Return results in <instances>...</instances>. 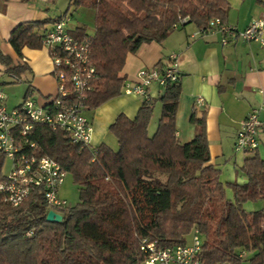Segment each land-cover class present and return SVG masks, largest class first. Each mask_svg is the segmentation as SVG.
<instances>
[{
  "label": "trees",
  "instance_id": "obj_1",
  "mask_svg": "<svg viewBox=\"0 0 264 264\" xmlns=\"http://www.w3.org/2000/svg\"><path fill=\"white\" fill-rule=\"evenodd\" d=\"M79 9L94 13L91 36L80 28L72 32L75 39L89 40L95 77L85 106L92 112L122 95L127 54H136L145 44H162L185 25L207 31L212 20L225 24L228 3L70 0L56 21L23 23L11 32L9 44L17 57L24 48L40 49L46 26ZM0 60L11 76L27 71L20 63L11 67L2 56ZM161 90L158 100L143 102L134 119L120 114L110 125L117 150L104 143L92 151L80 149L62 131L43 126L32 130L37 155L49 157L71 176L78 203L57 211L62 222L49 223L50 210L41 194L17 208L0 194V264H142V240L169 250L186 244L194 230L202 239L203 264H264V160L254 151L240 169L246 183L222 184L211 163L204 114L192 113L195 136L181 144L176 127L180 83ZM156 102L160 117L150 135ZM4 159L0 155V182ZM227 189L232 200L226 198ZM258 202L260 210L244 209L246 203Z\"/></svg>",
  "mask_w": 264,
  "mask_h": 264
},
{
  "label": "crops",
  "instance_id": "obj_2",
  "mask_svg": "<svg viewBox=\"0 0 264 264\" xmlns=\"http://www.w3.org/2000/svg\"><path fill=\"white\" fill-rule=\"evenodd\" d=\"M227 3L225 24L239 31L247 29L253 20L264 15V0H227ZM69 4L70 0H0V56L9 61L11 67L20 63L27 68L17 76L20 82H14L10 77L12 73L8 72L10 67L7 68L0 60V88L5 95L6 110L17 108L26 99L43 105L47 98L56 94L47 50L43 46L38 50L24 48L22 57L18 58L9 44L11 32L23 23L56 21L66 12ZM78 11L84 16L72 22V32L80 28L91 36L93 33L89 32V26L93 23L94 13L84 9L70 10L72 20ZM53 23L46 27L50 28ZM197 32L193 25H185L175 29L162 44H145L136 54H127L121 77L124 81H133L140 70L162 69L167 65L168 57L176 54L181 74L176 117L179 142L189 143L195 136L196 127L190 122L192 113L195 112L197 117L204 114L211 163L220 171L221 183L243 185L246 178L240 169L249 155L235 152L234 144L241 123L253 109H260L261 126L256 152L261 159L264 158V49L260 44L240 40L222 45V35L212 32L191 39ZM17 83H24L26 87L19 99L10 103L4 86ZM161 93V89L152 86L148 97L155 101ZM198 98L204 101L203 107L197 106ZM143 102L141 97L121 95L97 108L94 111L97 113L96 125L91 122L94 129L91 145L103 143L102 136L101 139L94 137L96 130L108 133L110 125L120 114L134 119ZM157 107L160 117V103L156 102L152 119ZM225 195L228 200L232 199L229 189L225 190Z\"/></svg>",
  "mask_w": 264,
  "mask_h": 264
},
{
  "label": "built area",
  "instance_id": "obj_3",
  "mask_svg": "<svg viewBox=\"0 0 264 264\" xmlns=\"http://www.w3.org/2000/svg\"><path fill=\"white\" fill-rule=\"evenodd\" d=\"M72 31L73 25L65 16L43 34L42 46L47 50L56 83V94L47 98L43 105L26 99L23 104L8 111L4 105L5 95L0 88V155L10 162L9 173L0 182V194L12 208L19 207L33 194H41L47 208L53 213L68 207L66 200L59 195L67 173L49 157L37 155L38 147L31 140V132L36 126L62 131L80 149L93 150L94 129L85 117V103L93 89L95 70L90 65L89 40L75 39ZM207 32L221 34L222 45L240 40L260 44L264 49V15L253 20L243 31L227 26L218 19L212 20L207 31L198 30L191 39L203 37ZM180 75L177 55L171 54L164 68L143 69L133 81H124L122 95L141 97L148 102V92L152 86L161 89L168 84L180 83ZM11 79L20 82L15 76H11ZM196 104L203 107L204 101L198 98ZM259 114L260 109H253L241 123L235 139V152L251 155L258 149ZM94 161L92 158L91 162ZM190 235L189 243L169 250L142 240L139 247L143 255L142 264H203L200 257L201 236L196 230Z\"/></svg>",
  "mask_w": 264,
  "mask_h": 264
},
{
  "label": "rangeland",
  "instance_id": "obj_4",
  "mask_svg": "<svg viewBox=\"0 0 264 264\" xmlns=\"http://www.w3.org/2000/svg\"><path fill=\"white\" fill-rule=\"evenodd\" d=\"M83 16L84 15L82 13H80L79 11L74 14L73 20L69 16V14L67 15L71 25H73L72 22H75L76 20L82 19ZM92 24H90V26H89L90 27L89 28L90 29L89 30L90 33H93V30H94V25H92ZM6 81H9V80L6 78ZM25 87L26 86H25L24 83H17V84H12V85L8 84V85L4 86V92L10 97V103H12L15 100L19 99L18 97H20L22 95L21 93L23 92ZM15 97H17V98H15ZM158 115H159V107L156 108L155 116H154L153 119H151V123H150V126H149V134L150 135H152L155 132V130H156V125H157V121H158V118H159ZM85 117L88 118V120L90 122H93L94 126L96 125L97 113H95L94 111H92V112L86 111L85 112ZM96 136H97L96 139H101V136H102L103 138H102L101 141L104 144H106L112 150H117L116 140L114 139V137L109 132L106 133V132L98 129V130L95 131V136L94 137H96ZM94 143H97V142H94ZM262 160H264V158H262ZM9 171H10V162L5 158L4 162H3V166H2V175H4V176L7 175L9 173ZM78 193H79L78 192V188H77L76 185H74L71 176L70 175H66V177L64 179V183L60 187V190H59L60 197L62 199H64V200H66L67 206L73 207V206H75L78 203V197H79ZM244 206H245L244 209L247 210V211H258V210L261 209L262 204H261V202H258V203H246ZM190 241H191V235L189 234L186 237V242L189 243ZM243 258L245 260H247L249 258V255L243 254ZM243 264H248V262L246 261Z\"/></svg>",
  "mask_w": 264,
  "mask_h": 264
},
{
  "label": "water",
  "instance_id": "obj_5",
  "mask_svg": "<svg viewBox=\"0 0 264 264\" xmlns=\"http://www.w3.org/2000/svg\"><path fill=\"white\" fill-rule=\"evenodd\" d=\"M46 221L49 223H60L62 222V216L55 212L53 213V211H49L46 215Z\"/></svg>",
  "mask_w": 264,
  "mask_h": 264
}]
</instances>
